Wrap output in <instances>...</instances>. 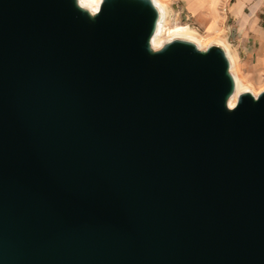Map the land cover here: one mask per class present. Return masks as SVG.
Returning <instances> with one entry per match:
<instances>
[{
	"label": "water",
	"instance_id": "1",
	"mask_svg": "<svg viewBox=\"0 0 264 264\" xmlns=\"http://www.w3.org/2000/svg\"><path fill=\"white\" fill-rule=\"evenodd\" d=\"M160 20L0 0V264H264V90Z\"/></svg>",
	"mask_w": 264,
	"mask_h": 264
},
{
	"label": "rangeland",
	"instance_id": "2",
	"mask_svg": "<svg viewBox=\"0 0 264 264\" xmlns=\"http://www.w3.org/2000/svg\"><path fill=\"white\" fill-rule=\"evenodd\" d=\"M162 2L170 9V27L187 28L211 44H220L236 58L248 87L264 90V0H233L218 6L215 18L194 13L197 0ZM205 13V14H204Z\"/></svg>",
	"mask_w": 264,
	"mask_h": 264
},
{
	"label": "bare ground",
	"instance_id": "3",
	"mask_svg": "<svg viewBox=\"0 0 264 264\" xmlns=\"http://www.w3.org/2000/svg\"><path fill=\"white\" fill-rule=\"evenodd\" d=\"M154 1L161 10V20L159 23L157 33L153 38V46L155 48H160L166 41L175 38H186L192 40L196 42L200 48H206L210 46L211 44L210 40L206 41L205 38L193 33L194 31L192 32V30H189L187 28L172 29V27H170V17H171L170 9L162 2V0H154ZM80 2L83 6L91 9L94 12H97L99 10L102 0H80ZM228 54L232 64V72L237 84V92L234 95V97L230 100V107L233 108L237 103V98L239 93L244 91H251L255 95H258L259 93L252 91L248 87L247 83L244 82L245 80L239 74L240 71H238L236 58L230 51H228Z\"/></svg>",
	"mask_w": 264,
	"mask_h": 264
},
{
	"label": "crops",
	"instance_id": "4",
	"mask_svg": "<svg viewBox=\"0 0 264 264\" xmlns=\"http://www.w3.org/2000/svg\"><path fill=\"white\" fill-rule=\"evenodd\" d=\"M166 2L174 3L179 1H188V0H165ZM233 2V0H197L196 9H194V13L201 11L202 13L205 11L207 15L212 18H215L216 10H218V6L226 5V3ZM205 14V13H204Z\"/></svg>",
	"mask_w": 264,
	"mask_h": 264
}]
</instances>
